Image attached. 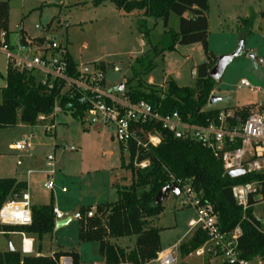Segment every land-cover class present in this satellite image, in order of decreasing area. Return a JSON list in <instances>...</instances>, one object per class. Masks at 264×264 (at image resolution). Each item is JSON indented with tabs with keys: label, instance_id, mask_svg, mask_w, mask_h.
I'll return each instance as SVG.
<instances>
[{
	"label": "rangeland",
	"instance_id": "rangeland-1",
	"mask_svg": "<svg viewBox=\"0 0 264 264\" xmlns=\"http://www.w3.org/2000/svg\"><path fill=\"white\" fill-rule=\"evenodd\" d=\"M8 1L9 29L14 41L19 32L31 39L40 38L47 34L45 28L48 27L47 35L60 41L79 66L104 63L107 91H116L122 82L126 91L131 85H137L138 81L132 80L133 74L141 72L144 65L136 60L147 55L156 44H160L157 49L169 45L161 18L147 17L143 26L149 29L146 36L140 29H143L141 18L135 12L125 13L111 1L99 5H95L94 0ZM207 16L209 49L215 57L230 54L241 41L244 43L242 54L232 60L216 81L214 93L226 101L215 107L235 109L264 101V63L258 61L264 59V0H209ZM248 18L253 19L251 32L241 28L242 20ZM179 21V16L171 13L168 28L178 30ZM37 25L41 28H36ZM206 60L201 43H176L174 50L160 53L155 59L156 67L142 77L145 82L163 89L169 79L180 86L194 87L196 67ZM7 67L8 61L0 53V87L6 84ZM242 80L249 81L260 91L243 86ZM50 124L55 126L52 132L46 130ZM30 135L32 148L17 150L11 146ZM48 155L55 156L57 165L53 190L45 187L52 180L40 172L47 167ZM129 161V151L114 137V130L110 126L90 124L87 116L81 120L69 112H59L36 125L18 121L15 126L0 128V177L28 181L32 206L49 203L53 197L64 219L71 218L65 225L56 226L53 232L45 233L40 239L36 237L34 250L38 251L41 244L40 254L45 256L59 250H76L81 255V264H104L99 242L80 240V214H76L82 206L92 207L93 212L102 202L116 201L118 189L131 183V171L124 166ZM30 170L34 172L29 175ZM182 197L169 192L162 212L152 218V225L160 228L162 251L187 241L195 232L189 222L197 217L196 210L184 205ZM253 212L264 224V200L254 204ZM238 231L242 233L241 228ZM0 240V245L6 241L4 237ZM113 241L132 249L136 235ZM19 251L26 254L23 249ZM184 262L206 263L204 259L178 255L175 264ZM148 264L160 263L155 259Z\"/></svg>",
	"mask_w": 264,
	"mask_h": 264
},
{
	"label": "trees",
	"instance_id": "trees-1",
	"mask_svg": "<svg viewBox=\"0 0 264 264\" xmlns=\"http://www.w3.org/2000/svg\"><path fill=\"white\" fill-rule=\"evenodd\" d=\"M113 2L116 7L127 14L135 12L141 19L143 27L147 17L161 18L164 23V35L169 37V45L159 48L153 46L152 51L136 60L144 65L141 72H134L132 80L138 84L131 85L126 91L132 101L150 102L161 114L177 111L184 120L206 124L216 117L219 108H207L210 95L213 93L216 80L210 76V69L218 58L209 49V20L207 12L209 0H94L95 5ZM8 0L0 1V31L9 33ZM171 13L179 16V28H168ZM252 18L243 19L242 29L251 32ZM141 32L149 36V29ZM24 35L23 32H20ZM37 40H42L38 38ZM176 43H201L207 60L197 65V81L194 87L180 86L174 79H169L166 89L147 83L142 75L149 74L155 67V59L160 53L174 50ZM69 70L76 73L78 64L67 52ZM98 67L105 70L104 63ZM40 76L32 71H17L7 67L6 84L0 87V128L17 125L18 121L36 125L51 118L55 104L58 102L63 111L84 119L88 104L83 95L65 88V82L56 80L53 89H49L40 81ZM244 114H248L250 105L244 106ZM41 116L44 119H41ZM142 140L149 134H157L161 143L151 145L148 149L130 141L127 149L130 161L126 165L131 171V183L118 189V199L113 202L98 204L90 214L92 207L82 206L80 209L81 241H97L103 254L105 264H145L155 260L162 251L160 228L152 225V218L158 216L163 203H155L156 194L167 184L172 183L171 175L182 184H191L200 194L201 204L213 207L218 224L222 231L231 232L241 228L239 247L242 257L256 259L264 263V224L253 212L257 202L254 195L248 199L249 206L244 209L234 197L233 187L238 184L261 181L264 194V174L246 173L232 177L224 173L223 163L213 152L200 143L175 137L174 133L162 128L160 124H146L138 129ZM149 161L142 168L138 163ZM27 189V183L15 178L0 177V209L8 199H19ZM55 203L52 197L46 204L32 206V222L26 225H10L0 223V231L5 234L21 232L41 238L45 233L53 232L56 227L54 213ZM136 235L135 247L129 249L113 241L115 238ZM208 240V235L201 229L192 237L183 241L180 252L189 255ZM41 244H38L40 253ZM26 253L10 248L0 251V264H60L63 257H68L71 264H81L80 254L76 250H59L50 256ZM207 264H210L209 262ZM215 264H227L217 262Z\"/></svg>",
	"mask_w": 264,
	"mask_h": 264
},
{
	"label": "built area",
	"instance_id": "built-area-1",
	"mask_svg": "<svg viewBox=\"0 0 264 264\" xmlns=\"http://www.w3.org/2000/svg\"><path fill=\"white\" fill-rule=\"evenodd\" d=\"M40 29V26H36ZM45 33H49L48 27ZM45 34L31 39L25 34L18 33L17 39L11 38V33L0 31V53L4 54L8 66L17 71H32L40 76L39 81L53 89L56 80L65 82V88L83 95V100L88 104L86 116L90 124L110 126L114 130V137L128 147L130 141L148 149L151 145L157 146L161 138L157 134H149L146 141L142 140L138 129L146 124H160L162 128L174 133L175 137L193 140L210 149L214 156L223 163L224 173L231 170L243 169L246 173L264 174V101L250 105L248 114H244L243 107L235 109L219 108L218 115L210 119L206 124L186 121L174 111L161 114L150 102L141 100L134 102L127 95L126 90L114 92L105 89L104 71L95 64L78 65L76 73L71 74L67 49L60 41ZM16 38V37H15ZM264 63V59L258 60ZM118 71V68H115ZM241 84L251 90L260 91L252 87L250 82L242 80ZM59 112H64L62 106L55 104L51 117ZM41 119H44L41 116ZM54 124L46 126L48 132H52ZM32 135L27 136L14 144L17 150L32 148ZM76 150V147H71ZM142 168L149 165V161L138 163ZM44 172L51 179L46 183L47 189L53 190L54 176L57 173V165L54 155L47 156V167ZM172 183L180 187L183 195L182 202L195 208L196 218H192L189 226L192 229H201L208 235V240L195 249L191 254L197 257H210L217 262L227 264H264L260 260H250L242 257L239 247V228L231 232L221 230L213 207L209 204H201L200 194L191 184H182L181 180H175L171 175ZM263 184L261 181L247 182L233 187L234 197L237 202L246 209L250 195L260 196ZM63 191L66 190L62 188ZM32 205L28 192L19 199H8L0 209V223L10 225H26L32 222ZM56 220L64 219V214L54 208ZM258 218V217H257ZM259 219V218H258ZM261 220V219H259ZM23 251H27L26 238H23ZM182 242L176 243L167 251H161L156 257L160 264H175L180 255ZM60 264H71L70 258L63 257Z\"/></svg>",
	"mask_w": 264,
	"mask_h": 264
},
{
	"label": "water",
	"instance_id": "water-1",
	"mask_svg": "<svg viewBox=\"0 0 264 264\" xmlns=\"http://www.w3.org/2000/svg\"><path fill=\"white\" fill-rule=\"evenodd\" d=\"M243 51H244V43H243V41H241L235 51H233L232 53L227 54V55H222L218 58L215 65L210 69V76L212 78H214L216 81L219 80L222 77L226 67L232 62V60L235 57L242 54ZM123 89H124V82H122L116 88V90H119V91H122ZM221 101L222 102L226 101V98H223L221 96L216 95L215 93H212L210 95L208 105L214 106ZM243 174H245V171L243 169L231 170L229 172V175L232 177H238V176H241ZM169 192H172L173 194L178 196L180 194V187L176 183L167 184L162 189H160L158 191V193L156 194L155 203L157 205L162 204ZM259 198H261V197L256 196L257 201L259 200ZM90 214H93V212H90ZM76 215L78 216L79 213H77ZM70 220H71V218L61 219V220L56 222V226L60 227L62 225H65ZM10 250H14V247L11 243H10Z\"/></svg>",
	"mask_w": 264,
	"mask_h": 264
},
{
	"label": "crops",
	"instance_id": "crops-1",
	"mask_svg": "<svg viewBox=\"0 0 264 264\" xmlns=\"http://www.w3.org/2000/svg\"><path fill=\"white\" fill-rule=\"evenodd\" d=\"M27 36V35H26ZM28 37V36H27ZM12 38V37H11ZM13 40V39H12ZM244 86V85H243ZM255 92V91H254ZM259 92V91H258ZM213 93H214V91H213ZM225 102V101H224ZM216 105H214V106H207V108H218V107H215ZM88 131V130H87ZM21 140V139H20ZM19 141V140H18ZM16 143V142H15ZM15 143H13L11 146L12 147H14V144ZM44 170H45V168L42 170V171H40L41 173H44V174H46L45 172H44ZM34 171H32V170H30L28 173H29V175L31 174V173H33ZM15 179H17L18 181H23V182H25L24 180H22V179H18V178H15ZM28 180H29V177L27 178ZM27 183V189L29 188V182L27 181L26 182ZM27 189H26V192H27ZM30 195V194H29ZM260 197V196H259ZM30 198H31V195H30ZM258 201H262V199L261 198H259V200ZM55 207H57L58 208V206H56V203H55ZM94 208V207H93ZM59 209V208H58ZM60 210V209H59ZM61 211V210H60ZM2 237H4L5 238V240L6 241H4L3 242V244L2 245H0V251H6V250H8L9 249V247H8V243H11L12 245H13V247H14V249H17V250H21L22 248H23V243H22V241H23V238H28V239H30L31 241H32V249H31V251H29V252H27V253H33V254H36V253H39L38 251H36V250H34V242H35V239H36V235H31V234H26V233H21V232H13V233H10V234H5L4 232H2V231H0V238H2ZM0 242H1V240H0ZM40 254V253H39ZM180 254H181V252H180ZM182 255V254H181ZM183 256V255H182ZM191 256H193V257H195L196 259H198V260H200V259H204V261L206 262L205 264H207L208 262L210 263V264H215V263H217V261L216 260H213V259H211L210 257H197V256H195V255H193V254H189V255H187V256H184V257H188V258H190ZM80 257H81V255H80ZM151 262V261H150ZM149 263V262H148ZM148 263H145V264H148ZM104 264H105V262H104ZM120 264H131V263H120ZM183 264H190L189 262H184ZM195 264H203L202 262H196Z\"/></svg>",
	"mask_w": 264,
	"mask_h": 264
},
{
	"label": "bare ground",
	"instance_id": "bare-ground-1",
	"mask_svg": "<svg viewBox=\"0 0 264 264\" xmlns=\"http://www.w3.org/2000/svg\"><path fill=\"white\" fill-rule=\"evenodd\" d=\"M26 243H27V246H26L27 251H31V249H32V241L30 239L26 238Z\"/></svg>",
	"mask_w": 264,
	"mask_h": 264
}]
</instances>
